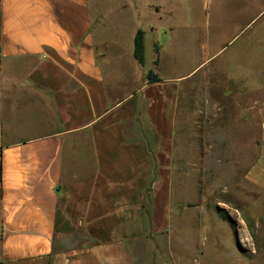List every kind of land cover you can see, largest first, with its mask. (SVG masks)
I'll use <instances>...</instances> for the list:
<instances>
[{
    "label": "crops",
    "instance_id": "1",
    "mask_svg": "<svg viewBox=\"0 0 264 264\" xmlns=\"http://www.w3.org/2000/svg\"><path fill=\"white\" fill-rule=\"evenodd\" d=\"M163 48L152 41L131 84L96 48L89 0H0V264H136L134 241L170 228L178 115L196 82L162 75ZM259 76L224 96L258 119L246 178L264 190Z\"/></svg>",
    "mask_w": 264,
    "mask_h": 264
},
{
    "label": "rangeland",
    "instance_id": "2",
    "mask_svg": "<svg viewBox=\"0 0 264 264\" xmlns=\"http://www.w3.org/2000/svg\"><path fill=\"white\" fill-rule=\"evenodd\" d=\"M89 5L96 48L105 44L115 74L138 82L152 68L153 41L164 47L162 72L190 74L183 88L196 82L178 115L170 228L134 241L136 264H264V190L246 178L259 155L258 119L245 115L242 97L224 96L264 69V0ZM137 30L145 33L143 66L132 57Z\"/></svg>",
    "mask_w": 264,
    "mask_h": 264
},
{
    "label": "trees",
    "instance_id": "3",
    "mask_svg": "<svg viewBox=\"0 0 264 264\" xmlns=\"http://www.w3.org/2000/svg\"><path fill=\"white\" fill-rule=\"evenodd\" d=\"M158 47H154V51L157 52ZM133 57L139 64L144 63V32L142 30H137L133 40ZM157 59L154 63L157 64ZM148 81L158 80V78L151 72L147 75Z\"/></svg>",
    "mask_w": 264,
    "mask_h": 264
}]
</instances>
